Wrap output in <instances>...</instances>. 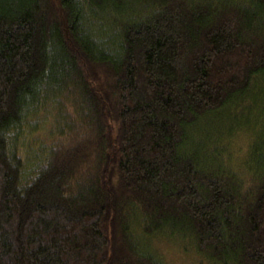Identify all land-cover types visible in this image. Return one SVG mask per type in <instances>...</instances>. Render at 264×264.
Masks as SVG:
<instances>
[{"label":"trees","instance_id":"obj_1","mask_svg":"<svg viewBox=\"0 0 264 264\" xmlns=\"http://www.w3.org/2000/svg\"><path fill=\"white\" fill-rule=\"evenodd\" d=\"M210 117L252 124L238 170ZM156 238L264 264V0H0V264Z\"/></svg>","mask_w":264,"mask_h":264},{"label":"rangeland","instance_id":"obj_2","mask_svg":"<svg viewBox=\"0 0 264 264\" xmlns=\"http://www.w3.org/2000/svg\"><path fill=\"white\" fill-rule=\"evenodd\" d=\"M237 111V108L231 107V116H235ZM256 112L257 111H254L253 113ZM220 117H210L208 121L209 125L207 126V129L210 135V140L217 144H225L231 154L233 167L238 170L241 164L248 163L244 161L247 159L246 154L249 141L252 140L255 130L251 128L252 124L246 125L245 123H242V121L237 123L235 120L232 121L231 131L228 133V129H230L229 121L227 123L225 117ZM253 124L256 127V120ZM38 136L40 138L42 137V134L39 133ZM33 144L34 147L37 145L35 143ZM152 245L165 264H209L201 261L199 256L195 254L188 245L187 247H184L183 244H180L177 241H165L162 238H156Z\"/></svg>","mask_w":264,"mask_h":264}]
</instances>
